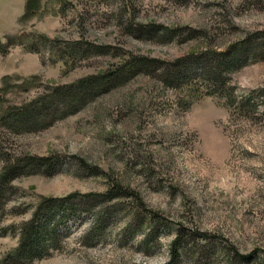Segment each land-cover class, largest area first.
Here are the masks:
<instances>
[{
    "label": "rangeland",
    "instance_id": "374dc122",
    "mask_svg": "<svg viewBox=\"0 0 264 264\" xmlns=\"http://www.w3.org/2000/svg\"><path fill=\"white\" fill-rule=\"evenodd\" d=\"M9 38L0 117L52 111L42 129L0 126V175L6 162L48 164L12 182L0 228L48 199L75 205L59 249L33 264H167L181 228L197 236L178 264H264V0H0ZM245 41L251 58L225 85L185 63L176 73H196L162 78ZM17 241L0 237V261Z\"/></svg>",
    "mask_w": 264,
    "mask_h": 264
},
{
    "label": "trees",
    "instance_id": "16d2710c",
    "mask_svg": "<svg viewBox=\"0 0 264 264\" xmlns=\"http://www.w3.org/2000/svg\"><path fill=\"white\" fill-rule=\"evenodd\" d=\"M247 41L233 46L226 52H216L210 56L200 55L195 58L194 61L181 60L176 66L166 69L164 77L162 78L165 82L175 80L174 82L178 83L177 80L181 79V81H183L195 74L196 72L191 71L183 72V69H181L182 72L180 71L176 73L179 68L185 66V63L186 65L191 64L197 66V69H202L203 79L209 82V85H225L226 81L230 79V75L235 72L233 71L234 68L241 62L251 58L245 49V47L250 44L247 43ZM12 44H14L13 38H9L6 44L0 43V53L6 54ZM200 63L203 65L206 64V68L204 69L203 66L199 65ZM223 63H227L228 65H223L225 66L223 67ZM136 64L137 65L134 66V74L146 70L145 67L147 65L145 64V61ZM234 102L238 111L250 104L248 97ZM71 106L72 104L66 107L70 108ZM49 111H52L51 103L36 106V102L10 109L0 117V126L11 132L15 131L18 133L23 131L30 132L31 130H36L38 128L42 129L47 125H42L44 127H40V122L48 120L51 115H49ZM52 121H49L50 123L48 124H51ZM46 166L48 167V164L42 159L31 161L25 160L20 166L6 162L4 173L0 175V218L5 214L6 206L8 205L10 198L16 192V189L12 186V182L18 177L31 175L36 172L34 170ZM70 199L73 198L45 200L33 210L27 221L22 222L17 226L13 225L0 228V237L8 235L11 232L18 235L16 249L12 253L7 254L0 261V264H33L36 261L50 257L53 252L57 251L59 249L58 224L62 219H65L66 210L68 208L72 209L75 206L73 203L74 199L72 200V203H68L71 201ZM23 212L24 211H22V213ZM17 214L19 215L21 213L18 212ZM10 230L11 232H9ZM196 236L195 232L186 229L184 230V228L177 230L176 236L171 243L170 259L167 264H178V259L182 252L189 248V246L185 245L186 243L182 239L191 238L196 240ZM196 246L197 245H195V248H197Z\"/></svg>",
    "mask_w": 264,
    "mask_h": 264
}]
</instances>
